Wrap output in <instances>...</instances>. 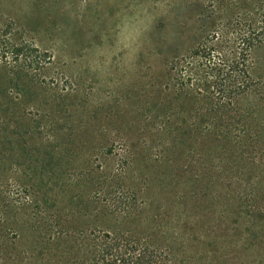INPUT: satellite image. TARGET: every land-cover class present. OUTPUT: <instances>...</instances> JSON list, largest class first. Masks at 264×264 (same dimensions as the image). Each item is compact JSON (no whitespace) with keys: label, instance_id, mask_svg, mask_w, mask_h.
Returning <instances> with one entry per match:
<instances>
[{"label":"rangeland","instance_id":"obj_1","mask_svg":"<svg viewBox=\"0 0 264 264\" xmlns=\"http://www.w3.org/2000/svg\"><path fill=\"white\" fill-rule=\"evenodd\" d=\"M262 8L0 0V38L36 61L29 74L0 64V264H79L99 230L174 264H264V42L228 106L181 80Z\"/></svg>","mask_w":264,"mask_h":264},{"label":"trees","instance_id":"obj_2","mask_svg":"<svg viewBox=\"0 0 264 264\" xmlns=\"http://www.w3.org/2000/svg\"><path fill=\"white\" fill-rule=\"evenodd\" d=\"M257 16V28L237 33L235 45H228L223 36L215 37L213 45L203 50L200 64H187L181 69L182 85L199 89L202 83L214 107L228 106L248 92L252 83L247 74V56L253 43L264 42V8ZM35 62L28 46L0 38L1 65L23 68L19 70L29 74L35 70ZM122 213H126L124 209ZM88 249V258L79 264H174L166 249L127 233L96 231L88 240Z\"/></svg>","mask_w":264,"mask_h":264}]
</instances>
